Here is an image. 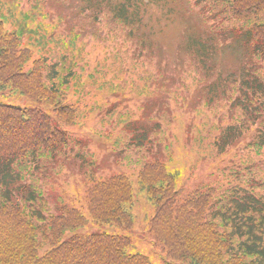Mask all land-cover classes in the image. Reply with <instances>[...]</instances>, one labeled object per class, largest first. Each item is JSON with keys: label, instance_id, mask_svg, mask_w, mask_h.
I'll return each instance as SVG.
<instances>
[{"label": "trees", "instance_id": "1", "mask_svg": "<svg viewBox=\"0 0 264 264\" xmlns=\"http://www.w3.org/2000/svg\"><path fill=\"white\" fill-rule=\"evenodd\" d=\"M81 1L86 7L80 9L79 20L109 25L100 44L112 39L120 51L122 44L115 37L123 35L130 50L137 48L138 62L157 57L151 39L143 37L156 33L146 24V1L110 0L105 6L102 0ZM178 1L182 13H191L197 24L193 29L188 21L183 24L184 39L171 67L181 72L180 83L192 80L202 88L206 106L216 105L222 111L217 125L200 139L209 150L207 163L219 162L207 183L180 197L176 177L164 164L161 139L155 138L159 151L137 174L153 207L148 232L170 261L167 264H264V170L252 171L255 165L246 158L220 160L242 145L259 162L264 161V0ZM34 18V13L24 16L25 26ZM6 23L7 17H1L0 89L10 88L31 102L45 100L53 117L40 108L0 102V264H153L144 255L126 253L131 240L122 234L67 236L89 224L111 225L131 233L133 218L127 209L133 203L132 187L123 174L95 178L97 165L91 160L88 165L83 163L84 153L73 148L79 142L67 129L90 113L88 93L83 89L68 101L71 84H77L73 65L58 67L64 61L58 64L46 49L54 45L50 37L35 32L38 43L33 47L22 42L24 30L7 32ZM195 29L198 31L193 32ZM74 34L69 44L74 45L77 36L88 35L85 31ZM227 48H233L235 66L221 71L217 58ZM161 49L156 48L159 55ZM158 73L153 80L163 82L166 74L161 69ZM179 90L180 86L174 92ZM139 122L125 125L129 141L138 146L151 144V132H145ZM162 128L159 125L152 133L161 136ZM66 152L74 153L84 164L86 188L78 198L58 201L57 212L49 214L36 177H58ZM81 199L84 206L80 208L67 205H78Z\"/></svg>", "mask_w": 264, "mask_h": 264}, {"label": "rangeland", "instance_id": "2", "mask_svg": "<svg viewBox=\"0 0 264 264\" xmlns=\"http://www.w3.org/2000/svg\"><path fill=\"white\" fill-rule=\"evenodd\" d=\"M102 1L105 6L110 0ZM136 1L128 0L130 3ZM144 1L147 5L143 14L145 20L149 22L146 24L153 27L156 33L143 37L146 40L151 39L152 52L157 57L146 59L143 64L136 60L139 56L137 48L130 50L132 46L123 35L115 37L122 44L123 49L120 51L117 50L112 39L100 44L106 39V34L110 30L109 25L94 24L93 20H79L80 9L86 7L81 0L80 2L78 0H0V17H7L8 24L3 26L7 32L19 34L24 30L22 32L24 44L35 47L38 43L36 33L45 38L50 37L54 45H49L46 49L51 52V56L58 61V64L59 61H64L62 64L60 62L58 67L67 69L69 64L73 65L72 71L77 75L78 85L75 82L71 84L70 92L67 94L68 101L83 89L88 93L90 113L86 118H80L77 126L67 130L74 134L71 136L73 139L77 136L81 138L80 142H85L88 146V152L92 155L91 163L94 162L99 169L95 178L123 174L129 179L132 187L133 203L127 209L133 218L131 233H123L111 225L98 227L89 224L86 228L68 233L67 236L96 232L122 234L131 240V246L125 249L126 253L144 255L153 264H167L170 261L161 247L153 241L152 234L148 232L147 223L153 213V207L137 179L143 162L151 159L149 155L152 153L149 151L146 153L142 145L139 146V150L130 144L129 129L126 130L124 127L128 122L140 121L138 126L145 132L153 134L151 136L153 144H146L153 152L159 151L155 146V138L164 137L163 145L170 143V147L165 151L164 163L167 171L176 177L177 193L180 197H185L197 187L207 183L209 176L217 169L216 163L219 160L207 163L209 159L206 156L209 150L206 148V142L200 139L217 125V118L222 111L216 105L206 106L202 88L199 89L191 82L192 80L184 82L187 88L174 92L175 87L179 86L182 80V74L173 70L171 63L176 60L179 46L184 39L183 24L188 21L193 29L197 24L196 18L191 13L184 15L178 0ZM169 10L171 13L167 14ZM33 13L34 20L26 21L25 26L24 16ZM29 30L32 31L31 34ZM93 30L94 32L89 35V31ZM82 31L88 35L77 36L74 45L69 44L75 36L74 33ZM195 31L198 30L195 29L193 32ZM131 43L135 45L133 41ZM158 46L162 47L161 55L156 51ZM232 51L233 48H227L221 55L219 54L217 61L221 64V71H227L235 66ZM223 65L226 67L223 68ZM159 69L166 74L163 82L158 79L153 80V77L159 74ZM0 102L23 109L40 108L53 117L45 100L31 102L14 93L10 88L0 89ZM159 125L163 127L161 131L164 129L165 131L157 137V134L152 132L156 131ZM65 156L67 160L61 166L58 177L54 178L48 173L46 175H50V178L43 180L42 177H36L39 189L43 194L45 193L43 201L49 209V214L57 212L55 208L59 206L58 201L65 203L73 196L78 198V194L83 193L86 188L82 172L85 170L83 163L88 161L80 164L77 160L78 156L74 153L66 152ZM201 156L205 158L201 159ZM239 158L249 159L251 164L255 165L252 171L255 168L264 170V161L259 162L255 153L244 149L242 145L220 160L231 159L237 162ZM245 179L248 180L249 177L246 176ZM52 180L54 183L51 185ZM67 205L80 208L84 203L81 199L78 205L74 203ZM83 214L88 217L85 211Z\"/></svg>", "mask_w": 264, "mask_h": 264}]
</instances>
